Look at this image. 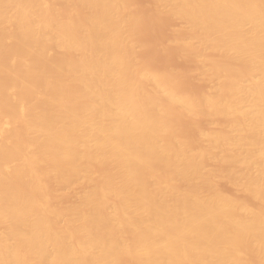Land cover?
<instances>
[{
	"label": "bare ground",
	"instance_id": "6f19581e",
	"mask_svg": "<svg viewBox=\"0 0 264 264\" xmlns=\"http://www.w3.org/2000/svg\"><path fill=\"white\" fill-rule=\"evenodd\" d=\"M153 1L188 24L171 46L212 79L201 100L143 68L128 0H0V264H264V209L242 201L264 204V0ZM176 115L223 122L188 147ZM49 185L83 191L63 208Z\"/></svg>",
	"mask_w": 264,
	"mask_h": 264
},
{
	"label": "rangeland",
	"instance_id": "374dc122",
	"mask_svg": "<svg viewBox=\"0 0 264 264\" xmlns=\"http://www.w3.org/2000/svg\"><path fill=\"white\" fill-rule=\"evenodd\" d=\"M134 1V2H133ZM130 2H132V3H130ZM127 3H128V5H127ZM155 6H157L158 8H160L159 7V5H156V4H154V1L153 0H128V2H126V6H125V13L126 14H128V15H134V17L137 19V20H139L138 22L136 21V25H137V23H139L138 24V26H135V31L133 32H131V34H129V36H130V40L132 39V37H133V39L131 40L133 43H134V51L136 52H134L136 55H135V57H137V55H138V58L137 59H143L142 60V62H143V68H144V66L145 67H147V69H150L151 71H152V69L154 70V71H157V68L156 69H154V67H156V65H158L157 67H158V71H160V73H161V71L163 72V69H164V72L166 71V73H169V70L168 69H170L171 71H173L174 73H176L177 72V74L179 73L180 75V77L178 76V81L175 83V85H176V90H178L180 87H181V89H179V90H181V92L184 90L185 92H186V90H187V92H191V94H194L195 95V93L197 94L196 96H197V98H195V100H198V99H200L201 100V98L205 95H202L203 94V92L205 93L206 92V90L208 91V89L210 88V85H209V87H208V84H212V79H210L211 81V83H208V82H206L205 81V83H204V80H200L199 78H201V76L203 77V75H201L200 74V65L199 64H196V63H198V62H196L197 61V57H196V59H195V57L193 56L194 54H192V53H189V52H186L187 54L189 53V55H185V52H181L180 50H178V49H176V48H174L173 46H171L172 44H174L175 43V41H178L179 39H181L180 37L181 36H183V35H185V33H183L184 31L186 32L187 31V27H186V29H184L183 31L181 30V29H183V25L186 23V21L183 23V20L181 19V18H179V17H176L177 19H174L175 17H167L166 15H164L163 13H162V11H160V9L158 10L157 9V7H155ZM131 10V11H130ZM77 12H75L76 14H78V12H80L79 14L80 15H82L83 14V12L82 11H80V10H76ZM127 11V12H126ZM133 11V12H132ZM143 11V12H142ZM152 11V12H151ZM156 11L158 12H160V13H162V14H160L159 12L158 13H156ZM73 12V11H72ZM73 12V13H74ZM130 12V13H129ZM139 14H138V13ZM73 13H71L72 15H74ZM150 13V14H149ZM75 14V15H76ZM147 14V15H146ZM147 16V17H146ZM158 17V18H157ZM166 17V18H165ZM147 21H146V20ZM180 19V20H179ZM173 20H174V22H173ZM177 21V22H176ZM179 21V22H178ZM161 22V23H160ZM165 22V23H164ZM181 22V23H180ZM154 23H155V25H154ZM167 23V24H166ZM182 23H183V25H182ZM170 24V25H169ZM187 24V23H186ZM161 27H160V26ZM182 25V26H181ZM140 26V27H139ZM168 26V27H167ZM187 26H188V24H187ZM137 27V28H136ZM155 27H157V28H155ZM167 27V28H166ZM170 27H172V28H170ZM178 27V28H177ZM179 27H182V28H180L179 29ZM150 28V29H149ZM154 28V29H153ZM174 28H176V29H174ZM184 28H185V25H184ZM147 29V30H146ZM156 30H158V31H156ZM171 30V31H170ZM172 30H173V32H172ZM176 30V31H175ZM150 31V32H149ZM151 31H152V33H151ZM156 31V32H155ZM161 31V32H160ZM175 31V32H174ZM181 34H180V33ZM136 33V34H135ZM147 33V34H146ZM151 34V39H150V37H149V35ZM162 33V34H161ZM181 36H180V35ZM186 34H188V33H186ZM137 35H138V37H137ZM153 35H156L155 37L153 36ZM179 35V36H178ZM132 36V37H131ZM146 36H147V38H149L150 39V41H149V39H146L145 40V38H146ZM158 36H159V38H158ZM188 37H191L190 35H187ZM140 37H141V39H140ZM145 37V38H144ZM144 38V39H143ZM154 38H156V39H154ZM171 38H172V40H174V42L173 41H171ZM174 38V39H173ZM177 38H179L178 40H177ZM185 38V37H184ZM136 39H137V42H136ZM157 39H158V41H157ZM183 39V38H182ZM135 40V41H134ZM155 40V41H154ZM185 40H188V38L186 37V39ZM154 41V42H153ZM179 41H181V40H179ZM139 42V43H138ZM165 44H164V43ZM150 43V44H149ZM170 43V44H169ZM141 44V45H140ZM142 44H144V45H142ZM156 44V45H155ZM137 45H138V47H139V49H138V47H137ZM162 45H165V46H161ZM167 45V46H166ZM170 47H169V46ZM142 46V47H141ZM162 49H161V48ZM165 47H168V48H165ZM172 47V48H171ZM136 48L138 49V51L136 50ZM161 49V50H160ZM166 49V50H165ZM163 50V51H162ZM165 50V51H164ZM168 50V51H167ZM172 50V51H171ZM174 50V51H173ZM178 50V51H177ZM140 51V53H138L137 54V52H139ZM167 53V54H166ZM176 53H178V54H176ZM182 54V55H181ZM192 54V55H191ZM140 55V56H139ZM141 55H143V56H141ZM145 55V56H144ZM147 55H148V58H146L147 57ZM179 55H181V56H179ZM190 56H192V57H194V59L196 60H194L193 58H191ZM139 57H141V58H139ZM145 58V61H144V58ZM182 57V58H181ZM150 58V59H149ZM135 59V58H134ZM136 59V60H137ZM147 59V60H146ZM149 59V60H148ZM139 61V60H138ZM191 61V62H190ZM146 64H145V63ZM157 62V63H156ZM150 64V65H149ZM155 64V65H154ZM195 64H196V66H195ZM162 65V66H161ZM199 66V67H198ZM150 67H152V68H150ZM173 67L175 68V69H173ZM200 68L198 71L197 70H195V71H193L194 70V68ZM165 68H167V70H168V72H167V70L165 69ZM191 68V69H190ZM195 68V69H196ZM190 69V70H189ZM145 70H146V68H145ZM192 70V71H191ZM170 71V72H171ZM163 72V73H164ZM186 72H187V74H186ZM190 72V73H189ZM196 72V73H195ZM197 72H198V74L199 75H201V76H199L198 77V74H197ZM196 74L195 75V77L197 78H194V75L193 74ZM176 74V75H177ZM182 75H184V77H185V75L187 76V75H192L191 77H190V79H189V77L188 78H184ZM176 78H177V76H176ZM193 78H194V80H193ZM181 79V80H180ZM196 79V80H195ZM176 80V79H175ZM185 80H186V82H185ZM190 80V81H189ZM207 80V79H206ZM208 81V80H207ZM216 81V79H214L213 80V84H217V81ZM196 82H197V84H196ZM215 82V83H214ZM190 83V84H189ZM208 83V84H207ZM185 84V86H186V88H185V86H183ZM205 84V85H204ZM215 84V85H216ZM188 85V86H187ZM189 85L191 86V88L189 87ZM215 85H214V87H215ZM182 86H183V90H182ZM194 86H196V87H194ZM217 86V85H216ZM193 87V88H192ZM198 87V88H197ZM207 87V88H206ZM203 88V89H202ZM212 88H213V85H212V87H211V90H212ZM191 89H192V91H191ZM178 90V91H179ZM195 90H197V91H195ZM211 90H209V91H211ZM213 90H215L214 88H213ZM212 90V91H213ZM183 91V92H184ZM211 91V93L213 94L214 93V91L212 92ZM186 92V93H187ZM188 93V94H189ZM206 93H208V92H206ZM210 93V94H211ZM202 95L201 97L199 96V95ZM209 94V93H208ZM194 95H193V97H194ZM192 96V95H191ZM195 96V97H196ZM179 117V118H178ZM182 119H183V121H182ZM210 119H211V121H210ZM207 122H206V119H201V120H198V122L196 123H193V124H191L192 123V121L191 120H188V118L187 119H185L184 117H181V116H179V115H176L175 117H173V120H174V124H176L175 125V127L176 128H178V130L181 128V130H182V132H181V130H179V132H181V134L183 135V136H186V137H184L185 139H186V141L188 142V144H187V146L188 145H190V143H193V142H191L192 140L193 141H195V140H197V141H195V142H197L198 144H204L205 142H206V140L205 139H203L202 138V140H205L204 142L201 140V138H198V139H200L199 140V142H198V139H197V137L195 136V135H197L198 136V131L197 132H195L194 133V131H195V129L197 130V127L199 128V131H200V129H201V131H203L204 130V132H205V130L206 129H208L209 130V128H213V127H215V126H217L218 125V127H219V124H217L218 122L221 124L223 121H221L219 118L218 119H213L214 121H212V118H210ZM175 120H176V122H175ZM187 120V122H185V121ZM205 122H204V121ZM216 120H218V122L216 121ZM191 121V123H189ZM221 121V122H220ZM179 122V123H178ZM217 122V123H216ZM178 123V124H177ZM188 123V124H187ZM202 123V124H201ZM214 123H216V124H214ZM196 124V125H195ZM210 124V125H209ZM178 125V126H177ZM198 125V126H197ZM202 125H204V126H202ZM179 126H181V127H179ZM201 127V128H200ZM204 128V129H203ZM184 131V132H183ZM207 131V130H206ZM190 134H191V137H190ZM194 134V135H193ZM196 137V138H195ZM199 137V136H198ZM202 141V142H201ZM201 142V143H200ZM197 143H193V147H194V145L196 144L197 145ZM208 143V142H207ZM192 145V144H191ZM186 145H185V147H187ZM188 147H190V146H188ZM196 148V147H195ZM194 148V149H195ZM190 150H193V148H190ZM214 153H216V154H221L222 153V151L221 150H219V151H214ZM216 154H213V155H215L216 156V158H217V156H219V155H216ZM213 155H212V158H214L213 157ZM211 157V156H210ZM209 156H207L206 158L207 159H209L210 158ZM205 158V157H204ZM212 160V163L211 162H208V160H206L205 159V162H206V164H205V168L207 169V168H209L210 170L212 169H214L215 170V168H219L220 166H221V163L218 161V160H216V161H218V163L220 164L219 166H215V164L217 163L216 161V163L213 161V159H211ZM215 160V159H214ZM209 161H210V159H209ZM205 162H203V163H205ZM204 165V164H203ZM217 165V164H216ZM226 165L227 164H225L224 165V163H223V168L224 169H226V168H229V167H226ZM215 166V167H214ZM228 166V165H227ZM212 167H214V168H212ZM226 167V168H225ZM217 168V170H220V168L218 169ZM222 168V167H221ZM95 169H96V166H95ZM94 169V170H95ZM101 169V170H100ZM102 169L103 168H101L100 166L98 167V170L100 171H98L97 169H96V174H97V171H98V175H96L95 176V182H97V181H100V179H98L99 177H100V174L99 173H101L102 172ZM224 169L222 170H220V171H223L224 172ZM240 170V169H239ZM226 171H227V169H226ZM98 179V180H97ZM97 180V181H96ZM93 181V182H94ZM216 182H218L217 180H215ZM93 182H91V183H89V185L88 186H91V185H93ZM94 182V183H95ZM213 182V184H211ZM212 182H209L208 184L206 183L203 187H202V190L206 193V192H211V191H217V192H222V193H224V194H226V195H228V196H230L231 194H232V197L233 196H236V197H238L237 196V194L239 195V193L237 192V194H236V190L234 189V188H231V185L228 183V182H226L225 180L223 181H219L218 182V184L217 183H214V181H212ZM98 183V182H97ZM220 183V184H219ZM91 184V185H90ZM222 184V185H221ZM94 185H97V184H94ZM93 185V186H94ZM66 186V185H65ZM83 186H85L84 188L85 189H87V188H89V187H87L85 184L83 185ZM93 186H91V188L93 187ZM49 187L51 188V190H52V192L50 193V195H49V197L52 199V198H54V200L53 201H51L50 200V198H48L50 201H47V203L49 204V205H52V206H56V204H58L57 206L58 207H62L61 205L62 204H64V206H63V208H65V207H68V206H72L74 203L76 204L78 201H79V196H80V194L82 193H80V190L81 191H83L82 190V185L81 186H79L80 187V190H79V187L74 191L70 186L68 187V186H66L65 188H64V186H61V187H63V188H61V187H58V188H56V191H54L53 190V186H50L49 185ZM56 187V185L54 186V188ZM87 187V188H86ZM68 188V189H67ZM70 188V189H69ZM59 190H60V193H59ZM72 190V191H71ZM208 190H210V191H208ZM235 190V191H234ZM54 191V192H53ZM56 192V193H55ZM241 197V196H240ZM239 197V199H241ZM244 197H246L245 199L243 198V196H242V201H244V202H248L247 204L249 205L250 203L252 204L251 206H255L254 204H256V207L258 206V204L260 205L261 204V206L262 207H260V206H258L259 208H261V210L263 211V209H264V204H263V202L261 203V202H258L257 200H255L254 198H250V196H244ZM238 199V198H237ZM107 200H109V202H107V205H106V203H105V205L107 206H105V210H107V211H109L111 208H112V206H111V203L113 202L112 200L113 199H111V198H108ZM260 201V200H259ZM111 202V203H110ZM250 202V203H249ZM255 202H258V203H255ZM60 203H61V205H60ZM115 203V201L113 202V204ZM68 204V205H67ZM70 204H72V205H70ZM109 207H111V208H109ZM108 208V209H107ZM264 212V211H263ZM68 213H65L64 215H62L61 216V218H60V224H62V225H67L68 224V220L70 219V218H68V217H70V215L68 214ZM68 226V225H67ZM72 227L70 228L69 226H68V228H69V231H73L72 233H74V231L76 230V228L73 226V225H71ZM2 226H0V230L3 232V230H4V228L2 227ZM74 227V229H72ZM72 229V230H71ZM0 231V234L2 233ZM75 234V233H74ZM73 235V234H72ZM247 255H249V253L247 254ZM251 256V255H250ZM246 257V256H245ZM250 258H251V260H250ZM254 257H249L248 256V259L250 260L249 262L251 263V264H257L256 262V260H255V258H254V260H255V262L254 261H252V259H253ZM252 261V262H251ZM248 262V261H247ZM254 262V263H253Z\"/></svg>",
	"mask_w": 264,
	"mask_h": 264
}]
</instances>
